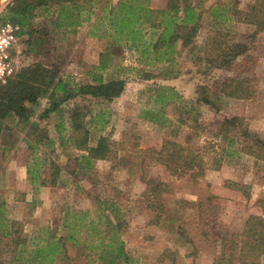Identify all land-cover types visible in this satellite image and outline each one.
<instances>
[{
	"label": "rangeland",
	"instance_id": "374dc122",
	"mask_svg": "<svg viewBox=\"0 0 264 264\" xmlns=\"http://www.w3.org/2000/svg\"><path fill=\"white\" fill-rule=\"evenodd\" d=\"M95 1H75L80 11H73L72 26L57 25L59 0L35 8L16 42L17 72L41 63L74 88L100 77L124 79V89L110 101L90 95L65 100L46 116V97L26 103L38 127L21 126L14 116L4 120L0 221H14L27 246L30 237H60L64 249L51 264H108L91 250L96 237L82 226L89 221L99 223L103 235L119 223L129 259L114 264H154L161 256L171 264H221V254L230 251L239 264L244 223L264 207V151L255 144L264 140V26L256 31L247 22L256 0H183L200 12L199 29L189 46L178 42L174 59L160 63L104 31L98 12L105 0ZM166 1L149 5L162 9ZM213 36L251 48L229 63L209 64ZM232 85L242 96L227 94ZM75 109L86 113L85 121L99 113L101 124H88V142L95 145L106 134V159H81L85 152L71 128ZM165 141L198 154L204 170L195 175L168 160L173 147ZM257 255L255 264H264V244ZM0 264L17 262L3 252Z\"/></svg>",
	"mask_w": 264,
	"mask_h": 264
},
{
	"label": "trees",
	"instance_id": "16d2710c",
	"mask_svg": "<svg viewBox=\"0 0 264 264\" xmlns=\"http://www.w3.org/2000/svg\"><path fill=\"white\" fill-rule=\"evenodd\" d=\"M47 1H12L4 10V14H0V22L10 21L18 24L22 30L31 22L34 9L44 6ZM59 1L57 25L72 26L76 23V21L70 19L73 16V11L76 9L80 11L74 5L76 0ZM97 2H100V0L95 1V3ZM263 13L264 0H256L255 5L247 14V22L254 24L256 31L261 30L264 26ZM99 15L100 20L104 21V31L129 43L130 47L137 51L144 60L149 58V63L169 62L174 59L175 45L178 42L183 47L189 46L197 34L201 17L195 4L183 0H167L165 7L162 9L151 8L149 0H105L99 8ZM217 16H220V13ZM85 21H89L88 16ZM92 29H96L94 21L91 24ZM210 40L209 43H211L213 49L211 52H207L205 59L207 63L213 65L229 63L232 59L251 48L246 41H227V44H224L223 38L219 36L210 37ZM214 50H216L215 55L212 54ZM124 82V79L103 80L98 77L96 83H84L74 88L66 80L57 78L52 68H48L41 63L24 67L11 76L5 84H0V136L4 128V120L11 116L17 117L18 124L21 126L29 123V127H38L36 122H30V109L26 106V103L36 104L40 97H46L47 107L41 114V116H46L51 112H58L63 101L81 95H90L104 101H110L123 91ZM231 83L227 86H231ZM224 85L225 83H223V88ZM232 86L231 91L227 94L229 96H242L239 93V86ZM59 94L60 97H58ZM98 114H95L88 121L84 120L86 113L80 110L75 109L70 115L75 143L78 149L85 152L81 155V159L85 162L91 159H106L110 154L106 134H101L95 145H89L88 142V124L93 123L97 127L102 122V118ZM256 140L257 147L260 151H264V140ZM49 142L52 141L49 140ZM165 144L173 147L172 152L166 153L168 160L176 163L181 161L182 168L193 170L195 175H199L204 170L203 161L198 154L191 150H184L172 141H165ZM254 152L250 153L253 154ZM27 174L30 175L32 181L37 179L36 172L30 167H27ZM52 179L54 178L52 177ZM52 182L53 180H51ZM39 183L41 185L47 184L44 178L40 179ZM149 207L151 208V205ZM99 209L103 208L100 207ZM14 224L15 222L11 220L2 219L0 221V256L3 252H11L17 264H51L54 257L63 252L64 246L61 238H57L53 234L47 235L44 239L30 237L32 241L27 246V236ZM76 225H79V222L73 224V231L68 236L69 239H74ZM82 226L94 233L96 240L91 244V250L98 255L99 259L108 264H114L119 260L128 261L129 257L123 250V242L118 233L119 223L116 222L107 235H103L99 223L89 221L82 224ZM240 239L242 245L237 256L238 263L255 264L258 257L257 252L261 251L264 244V207L262 215L248 217L244 223ZM234 256V251H230L227 256L222 253L217 262L233 264ZM172 262L173 259H170L167 263L164 257L161 256L154 264H171Z\"/></svg>",
	"mask_w": 264,
	"mask_h": 264
},
{
	"label": "built area",
	"instance_id": "2783aa9c",
	"mask_svg": "<svg viewBox=\"0 0 264 264\" xmlns=\"http://www.w3.org/2000/svg\"><path fill=\"white\" fill-rule=\"evenodd\" d=\"M11 2L12 0H0V14ZM20 32L21 27L18 24L0 22V84H5L18 70V52L15 46Z\"/></svg>",
	"mask_w": 264,
	"mask_h": 264
}]
</instances>
